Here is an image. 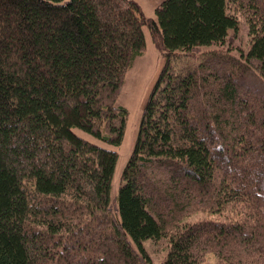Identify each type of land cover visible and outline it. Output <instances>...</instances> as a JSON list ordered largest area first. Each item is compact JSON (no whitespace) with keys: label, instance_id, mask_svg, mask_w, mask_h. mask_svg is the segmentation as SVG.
<instances>
[{"label":"trees","instance_id":"obj_1","mask_svg":"<svg viewBox=\"0 0 264 264\" xmlns=\"http://www.w3.org/2000/svg\"><path fill=\"white\" fill-rule=\"evenodd\" d=\"M230 6L246 54L223 48L239 30ZM156 15L134 0H0V264H153L143 242L162 238L161 264H264V0H164ZM144 26L165 62L115 212L118 153L75 130L122 144L116 103Z\"/></svg>","mask_w":264,"mask_h":264},{"label":"rangeland","instance_id":"obj_2","mask_svg":"<svg viewBox=\"0 0 264 264\" xmlns=\"http://www.w3.org/2000/svg\"><path fill=\"white\" fill-rule=\"evenodd\" d=\"M134 1L139 4L146 19L157 20L156 8L164 0ZM235 10V8L230 6V11L234 12L238 16L240 22L239 30L237 33L230 32L227 43L223 46V48L229 49L234 55H241L242 52L246 54L249 50L251 37L249 35V26L246 23L244 16ZM143 33L146 45L144 54L137 57L133 65L126 72L123 87L116 103L118 106L124 107L128 111L126 129L122 144L120 146L107 145L79 129L75 130L79 136L118 153V160L111 187V207L115 212L117 210L119 189L122 183L121 176L135 147L143 108L165 62L161 51L153 42L151 31L148 26L143 27ZM210 49H214V47L199 48L191 54L190 59L181 57L176 60V63L182 65L195 64L201 55ZM235 217V213L230 211L225 212L222 216H209L208 214L199 212L192 215L187 222L193 223L202 219L210 218L225 220L226 218L234 219ZM134 247L138 250L135 245ZM143 247L148 256L151 258L153 264H161L168 254L169 245L168 240L166 238H162L159 241L146 240L143 242ZM202 264H218V260L215 255L210 254L204 258Z\"/></svg>","mask_w":264,"mask_h":264}]
</instances>
